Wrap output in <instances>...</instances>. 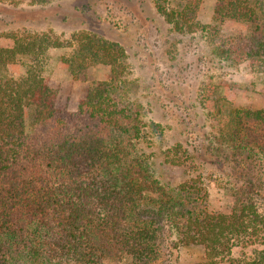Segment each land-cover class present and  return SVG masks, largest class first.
I'll return each instance as SVG.
<instances>
[{
    "label": "trees",
    "instance_id": "16d2710c",
    "mask_svg": "<svg viewBox=\"0 0 264 264\" xmlns=\"http://www.w3.org/2000/svg\"><path fill=\"white\" fill-rule=\"evenodd\" d=\"M179 2L173 9L157 0L154 9L177 31L203 30L220 60L264 73V0ZM207 2L212 23L201 25ZM2 40L0 264H152L167 240L163 224L172 248L186 251L179 264H222L235 243L262 248L231 264H264L256 188L264 182V94L246 106L215 105L228 156L256 174L237 178L232 205L214 209L194 179L161 184L140 153L144 122L128 99L118 44L73 36L60 57L64 76L47 85L44 66L65 42L46 34Z\"/></svg>",
    "mask_w": 264,
    "mask_h": 264
},
{
    "label": "rangeland",
    "instance_id": "374dc122",
    "mask_svg": "<svg viewBox=\"0 0 264 264\" xmlns=\"http://www.w3.org/2000/svg\"><path fill=\"white\" fill-rule=\"evenodd\" d=\"M156 1L0 0V43L7 44L2 40L5 36L27 34H46L65 42L44 66L47 85L64 76L60 57L68 54L73 36L88 33L118 44L125 55L127 96L139 106L144 122L139 151L154 176L166 186L194 179L207 191L211 208L225 209L232 205L228 191L235 180L253 176L256 170L249 165L244 171L228 156L221 138L226 122L218 117L215 105L261 102L264 73L247 63L220 60L203 30H175L155 11ZM166 1L169 8L180 7L179 0ZM211 7L208 2L202 6L196 17L201 25L212 23ZM15 70L21 72L20 67ZM250 179L257 184V177ZM256 188L264 213V182ZM163 225L161 238L167 240L152 264H179L186 251L172 248L175 237L168 236ZM260 248L235 243L222 264L249 259Z\"/></svg>",
    "mask_w": 264,
    "mask_h": 264
},
{
    "label": "clouds",
    "instance_id": "9594fccd",
    "mask_svg": "<svg viewBox=\"0 0 264 264\" xmlns=\"http://www.w3.org/2000/svg\"><path fill=\"white\" fill-rule=\"evenodd\" d=\"M12 79H13V80H18V77H17L16 75H14V76L12 77Z\"/></svg>",
    "mask_w": 264,
    "mask_h": 264
}]
</instances>
